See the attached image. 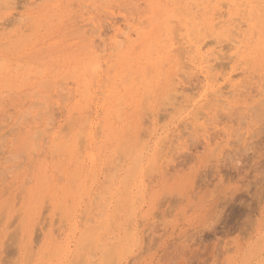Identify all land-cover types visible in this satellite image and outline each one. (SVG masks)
<instances>
[{
    "label": "rangeland",
    "instance_id": "374dc122",
    "mask_svg": "<svg viewBox=\"0 0 264 264\" xmlns=\"http://www.w3.org/2000/svg\"><path fill=\"white\" fill-rule=\"evenodd\" d=\"M0 214V264H264V0H0Z\"/></svg>",
    "mask_w": 264,
    "mask_h": 264
},
{
    "label": "bare ground",
    "instance_id": "6f19581e",
    "mask_svg": "<svg viewBox=\"0 0 264 264\" xmlns=\"http://www.w3.org/2000/svg\"><path fill=\"white\" fill-rule=\"evenodd\" d=\"M222 2H223V0H222ZM217 12V11H216ZM172 20V19H171ZM240 22V21H239ZM172 25V24H171ZM174 26V25H173ZM175 28H176V26H174ZM173 30H174V28H172ZM178 29V28H177ZM175 32H176V30H174ZM234 32V31H233ZM254 33H255V30H254ZM174 34H177V33H174ZM119 37H121V36H119ZM118 37V38H119ZM119 39H121V38H119ZM124 39V38H123ZM180 41V40H179ZM154 43V42H153ZM182 43V42H181ZM206 44V43H205ZM154 46V45H153ZM178 47V46H177ZM154 49V48H153ZM173 50V49H172ZM152 51V50H151ZM181 52H182V50H181ZM187 52V51H186ZM150 54L152 55V53L150 52ZM92 60V59H91ZM93 61V60H92ZM94 61H97V60H94ZM93 61V63H96V62H94ZM249 61H253V60H249ZM93 65L95 66V64H92L91 63V65H90V68L93 70ZM97 66V65H96ZM99 66V65H98ZM148 66V65H147ZM149 67V66H148ZM151 67V66H150ZM89 68V67H88ZM97 68V67H96ZM99 68V67H98ZM95 69V68H94ZM152 69V68H151ZM94 71V70H93ZM132 71V70H131ZM147 71H149V70H147ZM152 71V70H151ZM82 75H83V73H82ZM81 75V72H80V74L78 75L79 77L80 76H82ZM90 75V74H89ZM146 78V77H145ZM83 79V78H82ZM147 79V78H146ZM148 79H149V77H148ZM174 79V78H173ZM84 80V79H83ZM127 80V79H126ZM150 80V79H149ZM110 81V80H109ZM122 82V81H121ZM82 83V82H81ZM145 83H146V81H145ZM147 83H148V81H147ZM83 85V84H82ZM88 87V86H87ZM124 87V86H123ZM127 87V86H126ZM171 88V87H170ZM125 89V88H124ZM146 89V91H148V89L147 88H145ZM85 90V89H84ZM148 93H149V91H148ZM87 94V93H86ZM83 95V94H82ZM119 98H121V96L119 97ZM119 100V99H118ZM87 102V101H86ZM115 102H117V101H115ZM118 103V102H117ZM207 103V102H206ZM211 103V102H210ZM85 105V104H84ZM145 106V105H144ZM85 107V106H84ZM149 108V107H148ZM76 109V108H75ZM144 109H146V108H144ZM78 110V109H77ZM86 110V109H85ZM84 111V110H83ZM119 113V112H118ZM133 113V112H132ZM73 114H76V113H73ZM77 114H78V112H77ZM74 116V115H73ZM76 116V115H75ZM78 116V115H77ZM130 116V115H129ZM72 120H74L73 118H71ZM68 120H70V119H68ZM86 122V121H85ZM128 122H130V121H128ZM130 126V125H129ZM99 128V127H98ZM71 129V128H70ZM84 132V131H83ZM147 134V133H146ZM86 135H87V133H86ZM83 138V137H82ZM109 139V138H108ZM125 143V142H124ZM80 144V143H79ZM62 145V144H61ZM81 145V144H80ZM65 147V146H64ZM61 150H63L64 151V149H61ZM4 212V211H3ZM220 212V211H219ZM2 213V212H1ZM1 215V214H0ZM3 215V214H2ZM4 216V215H3ZM2 219V218H1ZM129 230H130V228H129ZM115 248V247H114ZM113 251V250H112ZM116 256V255H115ZM114 258V257H113ZM116 258V257H115Z\"/></svg>",
    "mask_w": 264,
    "mask_h": 264
}]
</instances>
